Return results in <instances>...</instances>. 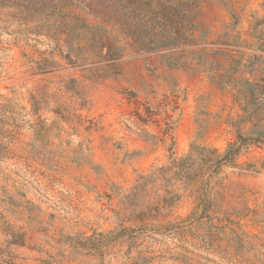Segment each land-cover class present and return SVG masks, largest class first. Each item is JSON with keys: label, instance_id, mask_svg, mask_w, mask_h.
<instances>
[{"label": "rangeland", "instance_id": "rangeland-1", "mask_svg": "<svg viewBox=\"0 0 264 264\" xmlns=\"http://www.w3.org/2000/svg\"><path fill=\"white\" fill-rule=\"evenodd\" d=\"M242 79L264 0H0V264H264L263 146L206 191L134 189L236 141Z\"/></svg>", "mask_w": 264, "mask_h": 264}, {"label": "trees", "instance_id": "trees-1", "mask_svg": "<svg viewBox=\"0 0 264 264\" xmlns=\"http://www.w3.org/2000/svg\"><path fill=\"white\" fill-rule=\"evenodd\" d=\"M235 85V87L229 89L235 94V102L242 111V116L236 125V141L231 143L224 153H220L215 148L193 144L190 153L186 157L172 161L170 165L158 168L148 176L139 177L134 188L136 192L148 183L155 185L161 180L172 181L174 186L179 183L185 188L199 181H204L203 188L206 191L210 183L221 174L224 168H241L239 159L251 146L264 147V124H262L264 119L260 113L264 109V103L260 101L261 96L264 94V87L259 83L245 79L237 81ZM256 119H259L262 123L253 125L250 132L244 133L242 127ZM246 167L248 171L253 170L251 165ZM168 194H171L173 203L165 200L164 204L167 207L178 204L181 195L176 192H169ZM203 194L204 192L201 193L200 198ZM145 215L146 212L139 211V217H136L135 220L142 222L145 220L143 219Z\"/></svg>", "mask_w": 264, "mask_h": 264}]
</instances>
